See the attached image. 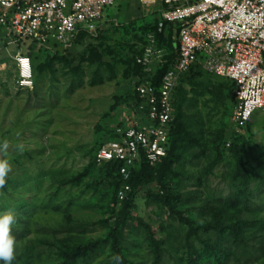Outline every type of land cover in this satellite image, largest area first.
Here are the masks:
<instances>
[{
    "label": "rangeland",
    "instance_id": "1",
    "mask_svg": "<svg viewBox=\"0 0 264 264\" xmlns=\"http://www.w3.org/2000/svg\"><path fill=\"white\" fill-rule=\"evenodd\" d=\"M161 1L115 0L97 30L66 49L0 39L35 69L32 90L17 86L12 63L0 71L11 264H119L118 252L121 264H264V110L238 129L231 81L200 69L183 82L170 156L136 174L125 200L116 167L96 161L134 115L130 70L146 38L176 57Z\"/></svg>",
    "mask_w": 264,
    "mask_h": 264
},
{
    "label": "built area",
    "instance_id": "2",
    "mask_svg": "<svg viewBox=\"0 0 264 264\" xmlns=\"http://www.w3.org/2000/svg\"><path fill=\"white\" fill-rule=\"evenodd\" d=\"M114 3L0 0V39L10 38L8 44L17 48L24 41L45 50L66 49L79 37L96 31ZM160 19L177 29V56L157 77L158 69L168 62V53L159 47L154 34L146 38L136 56L142 75L135 77L134 115L116 128L114 140L96 152L98 163L119 165L120 200L131 192L135 168L141 163L156 165L167 157L177 89L197 68L233 83L238 129L245 128L255 113L264 110V0H162ZM9 62L14 66L17 86L34 89L31 56L20 50L8 56L0 46V71Z\"/></svg>",
    "mask_w": 264,
    "mask_h": 264
},
{
    "label": "clouds",
    "instance_id": "3",
    "mask_svg": "<svg viewBox=\"0 0 264 264\" xmlns=\"http://www.w3.org/2000/svg\"><path fill=\"white\" fill-rule=\"evenodd\" d=\"M9 143L7 140L0 145V152L7 154ZM23 150V145L19 146ZM10 164L7 159H0V188L6 183V176L10 172ZM16 222L15 215L9 211L0 213V261L11 264L15 253V238L12 236V226Z\"/></svg>",
    "mask_w": 264,
    "mask_h": 264
},
{
    "label": "trees",
    "instance_id": "4",
    "mask_svg": "<svg viewBox=\"0 0 264 264\" xmlns=\"http://www.w3.org/2000/svg\"><path fill=\"white\" fill-rule=\"evenodd\" d=\"M81 37H83V36H81ZM81 37H80V38H81ZM156 38H157V36H156ZM157 43H158L159 47H163V46H164L163 44H161L162 42H161L158 38H157ZM56 51H57V50H56ZM168 53H169V52H168ZM175 56H177V48H176V54H175ZM175 58H176V57H175ZM175 58H173V57L170 55V53L167 55L168 62L165 63L164 66H163L162 68H159V69H158V71H157V77L160 78L161 75H162L163 73L166 72V70L168 69L169 65L175 60ZM200 69H201V68H197L196 71H199ZM196 71H195V72H196ZM141 75H142V69H141V67H140L139 65L136 64V57H135L134 63H133V65H132V69L130 70V77H131V76H132V77H137V76H141ZM185 80H187V78H183V80H182L180 86L183 84V82H184ZM180 86L178 87V89L180 88ZM233 88H234V85H233ZM178 89H177V92H178ZM176 96H177V93H176ZM133 99H134V96H133ZM175 106H176V100H175ZM174 126H175V125H174ZM174 133H175V132H174V128H173V130H172V132H171V134H170V146H169L168 155H167V157H166L165 159H167V158L170 156L171 146H172V143L174 142V138H175ZM165 159H164V160H165ZM106 164H109V165H112V166L116 167L115 175H116V177L120 178L119 175H118V168H119V165L116 164V163H113V162L106 163ZM147 166H149V165L144 164V163H141L140 166H138L137 168L134 169L133 174H132V178H133L136 174H138L140 171H142V169H143L144 167H147ZM132 178H131V179H132ZM120 180H121V179H120ZM130 182H131V180H130ZM121 183H122V181H121ZM120 185H121V184H120ZM119 187H120V186H119ZM117 256H118L119 264H121V263H122V256H121V254H120L119 252L117 253Z\"/></svg>",
    "mask_w": 264,
    "mask_h": 264
}]
</instances>
